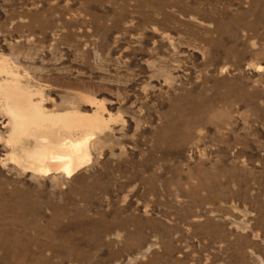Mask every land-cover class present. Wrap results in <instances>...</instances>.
Instances as JSON below:
<instances>
[{"label":"rangeland","instance_id":"1","mask_svg":"<svg viewBox=\"0 0 264 264\" xmlns=\"http://www.w3.org/2000/svg\"><path fill=\"white\" fill-rule=\"evenodd\" d=\"M1 63L107 121L34 176L0 94V264H264V0H0Z\"/></svg>","mask_w":264,"mask_h":264},{"label":"bare ground","instance_id":"2","mask_svg":"<svg viewBox=\"0 0 264 264\" xmlns=\"http://www.w3.org/2000/svg\"><path fill=\"white\" fill-rule=\"evenodd\" d=\"M0 70L4 71L2 63ZM5 72L11 74V79L0 83L11 126L8 158L36 176L71 177L89 162L91 140L107 120L99 111L90 116L78 110L46 111L41 101H33L30 92L14 81V73L7 68Z\"/></svg>","mask_w":264,"mask_h":264}]
</instances>
